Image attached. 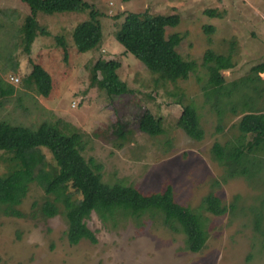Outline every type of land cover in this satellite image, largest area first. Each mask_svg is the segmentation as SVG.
Returning <instances> with one entry per match:
<instances>
[{
    "label": "rangeland",
    "instance_id": "rangeland-1",
    "mask_svg": "<svg viewBox=\"0 0 264 264\" xmlns=\"http://www.w3.org/2000/svg\"><path fill=\"white\" fill-rule=\"evenodd\" d=\"M82 1L100 14L102 39L97 46L81 52L74 42V31L88 20L87 13H40L37 20L44 32L37 31L28 54L29 7L22 0H0V123L30 128L47 123L61 132L63 124L73 125L82 134L83 158L90 166H101L105 183L122 182L144 195L172 187L175 200L202 218L208 247L201 253L188 251L184 234L166 228L159 215L136 221L119 214L103 221L94 213L86 222L98 242L73 245L63 214L48 218L33 209L34 202L40 206L45 201L43 189L33 185L17 208L26 217L0 210V264H264V135L239 130V121L250 110L244 108L243 92L234 88L252 66L264 61V0ZM145 12L180 16V26L166 33L182 34L178 51L197 64L187 79L157 84L117 41L124 19L115 18ZM210 51L232 64L222 71L226 85L221 88L210 85L205 61ZM30 58L52 76L47 98L39 95L30 77ZM98 59L119 62L114 67L99 63L97 71L110 93L125 94L109 97L91 88L90 67ZM183 105L199 112L203 140L178 127ZM144 111L161 116V135L139 130ZM217 143L224 158L214 151ZM256 143L261 148L250 152ZM236 149L242 158L231 155ZM1 157L0 175L8 171ZM212 195L223 201L226 214L208 210L206 200Z\"/></svg>",
    "mask_w": 264,
    "mask_h": 264
},
{
    "label": "trees",
    "instance_id": "trees-1",
    "mask_svg": "<svg viewBox=\"0 0 264 264\" xmlns=\"http://www.w3.org/2000/svg\"><path fill=\"white\" fill-rule=\"evenodd\" d=\"M123 3L131 0H122ZM30 9L25 26L26 50L30 54V45L37 31L44 32L39 25L38 14L52 15L57 12L87 13L88 20L74 31V42L77 49L85 52L97 46L102 39V25L98 20L100 14L93 6L82 0H22ZM215 16L214 11L206 13ZM124 21L116 32L117 41L141 61L146 69L156 77V82L176 84L185 80L196 70V62L186 60L178 51L184 40L179 32L167 34L168 28L181 24L179 15L153 16L145 13H128L115 20ZM214 31V29H210ZM209 67L210 85L221 88L226 85L222 71L232 67L230 60L210 51L205 56ZM30 74L34 85L43 98L49 97L53 88L51 74L40 65L33 63ZM105 63L114 67L117 61L98 59L90 68V86L104 91L109 97L125 94H112L103 85L97 71V65ZM264 61L251 67L249 73L235 82L234 88L244 94V108L250 110L238 123L243 134L261 133L264 135ZM15 81L17 78H13ZM20 81V79L18 78ZM18 82V81H17ZM4 95L3 80L0 79V98ZM181 103V102H179ZM182 114L177 122L189 137L203 140L206 136L202 127L200 114L194 106L183 105ZM62 125V121L57 122ZM139 130L149 136L163 133V119L150 111H144L139 118ZM65 131H59L52 125L44 123L36 128L0 123V153L2 162L8 171L0 175V210L6 215L26 217L17 208L27 198L33 185L45 192V201L33 203V209L48 218L63 214L68 224V240L76 245L81 240L92 244L98 242L95 233L88 227L87 220L91 214H97L103 221L116 219L119 214L136 221L145 215H159L163 225L175 233L185 236L186 249L201 253L208 247L209 232L202 218L192 209L179 204L174 197L172 187L161 193L144 195L135 187L122 182L105 183L100 174L101 166H90L83 158L82 134L73 125L63 124ZM259 147L251 146L250 152ZM257 149V150H258ZM214 151L219 158L225 157V151L216 144ZM240 159L244 155L236 149L231 154ZM50 158H49V157ZM51 197H54L53 199ZM208 210L220 216L228 208L217 196L206 200Z\"/></svg>",
    "mask_w": 264,
    "mask_h": 264
},
{
    "label": "built area",
    "instance_id": "built-area-1",
    "mask_svg": "<svg viewBox=\"0 0 264 264\" xmlns=\"http://www.w3.org/2000/svg\"><path fill=\"white\" fill-rule=\"evenodd\" d=\"M16 81H19L18 79Z\"/></svg>",
    "mask_w": 264,
    "mask_h": 264
}]
</instances>
